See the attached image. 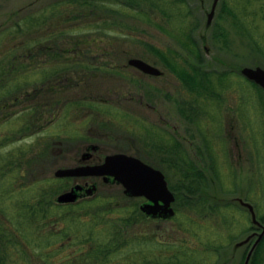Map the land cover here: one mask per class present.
I'll return each mask as SVG.
<instances>
[{"label":"rangeland","instance_id":"rangeland-1","mask_svg":"<svg viewBox=\"0 0 264 264\" xmlns=\"http://www.w3.org/2000/svg\"><path fill=\"white\" fill-rule=\"evenodd\" d=\"M107 1V4L110 3L107 6L110 7L109 11L101 10L98 6L92 9L78 7L66 3V0H0V51L4 49L5 54H10L5 60L9 62L12 49L17 46L16 40L21 41L18 45H25V40H28L31 52L36 57L27 61L30 64L28 73L24 75L23 71L17 72L15 81L31 90L41 88L39 94L36 93L29 101L33 100V103L38 104L47 102L41 109L44 121L39 127L32 124L33 116L20 114H14L8 124L3 122L0 125V177H5L6 180L3 184L0 181V198L4 200L1 194L13 190L10 197L13 204L7 205L11 201L7 198L6 201L9 202L5 203L7 206L2 205V209L6 213L9 228L16 230L14 233L17 235L16 238L11 235L12 238L7 244L8 255L15 260V264H163L161 260L167 256L159 249L164 242L158 246L154 238L152 241L146 238V231L153 232L156 229L158 232V229H162L160 238L157 235L158 239H167L168 235L163 232V228L174 231V215L172 219L169 216L163 217V221L143 213L140 206L145 199L124 195L122 186L112 179L104 182L100 176L54 175L57 168L95 164L101 162L105 155L125 153L160 169L174 197L180 196L181 206L184 198H190L185 189L187 184L183 175L191 165L200 168L207 177L205 183L198 185L203 198H222L235 206L241 204L249 217H252L253 228L244 236L233 239L216 258V264H239L243 251L248 253L263 225L255 218L253 202L243 201L248 189L258 188L256 177L259 154L254 139L258 132L256 128H252L251 115L250 118L247 115L245 117L246 128L241 123L239 125L238 119L235 122V115L232 113L224 114L219 103L211 102L204 105L203 110L198 105L202 112L196 118L197 122L188 121L186 115L180 114L177 106V101L187 96L184 88L161 63L155 58L151 61L156 62H150L161 70V75L144 73L134 66L126 65L129 58H139L133 56L134 54L141 55L145 51L140 43L129 39L128 34L145 38L164 51L170 45L171 49L182 56H185L184 49L157 29L135 23L126 9L117 4L119 0ZM187 1L196 17L197 29L194 31V38L201 49L203 71L242 76L239 70L244 66L264 68L261 64L264 63V57L254 51L236 30L230 29L227 40L221 36H212L216 24L228 27V22L231 25L227 19L217 21V10L210 24H207L212 0ZM51 6L52 9L60 7L58 11H51ZM59 11H67L64 17L70 28V32L62 35V38L67 35L80 38L83 34H91L97 36V40L95 45L86 47L79 42L80 52L74 53L69 61L39 64L41 54L37 47L45 42V36L50 33L47 26L42 27L41 24L46 21L43 24L46 25L48 21L58 17ZM247 11L255 13L259 25L258 33H263L264 0H251ZM81 12L86 13L88 18H78L82 17ZM99 17L105 22L98 23ZM12 25H15L14 29ZM98 26H103V29ZM107 27L109 30H106ZM42 29L45 31H40ZM143 30L145 32L140 33ZM55 35L59 36L60 33ZM53 40H57L55 36ZM103 43L106 46L99 50ZM186 58L192 60L190 56ZM257 61L261 63L258 64ZM109 63L127 66L126 78L116 76L108 70L110 66L106 70L104 65ZM14 64L17 67V63ZM3 66L6 65H0V68ZM86 77L87 81L83 84L82 80ZM64 79L68 81L66 88L56 90L54 84L62 83L61 80ZM231 83L236 81L225 80L223 85L227 87ZM50 89L53 93H46ZM260 90L264 91L262 88ZM82 92L87 96H82ZM225 95L227 101L234 105L235 97L229 91ZM255 102L253 101V105ZM21 107L20 105L18 108ZM91 146L96 149L92 151ZM168 148H173L174 151ZM39 149L48 152L43 157H38L36 153ZM84 154L88 155L85 157ZM180 157L187 163H183ZM34 158L39 159L40 163L35 164ZM213 162L221 173L219 179L211 171ZM75 184L82 186L77 192V198L68 203L56 201L59 193L69 190ZM92 185L95 188L90 193L87 192ZM46 187H53L52 191H56L53 196L55 205L66 206L58 207L57 210L53 208V215L45 219L39 220L28 213L21 215L26 220L15 223L16 204L19 205L24 197L37 193L36 188L38 190ZM227 187L228 189H224ZM14 189L18 192L17 197ZM26 189L32 192L27 194ZM261 199H264V194ZM106 203L115 208L108 212ZM180 205L176 198L171 203L173 210L179 208L181 213L186 207L182 209ZM132 208L133 213L130 212ZM259 208L262 210L263 205H259ZM117 211L120 213L116 214ZM16 213L20 215L21 211ZM237 215L240 219L241 213L237 212ZM131 217L136 223L135 226L125 230L127 237L124 242L111 248L112 233L109 229L112 219L121 224ZM207 230L208 233L204 236L209 239V234L213 231L210 226ZM134 231L143 233L145 237H137L136 242L131 241L136 233ZM32 233H36L33 240ZM122 234L124 235V230ZM183 235H188L187 229L182 231L181 236ZM148 236L151 237V234ZM177 238L180 236L177 235ZM35 239L38 240L34 241ZM183 240L191 245L195 244L188 237ZM98 244L103 245L100 251ZM136 252H140V259L132 258Z\"/></svg>","mask_w":264,"mask_h":264},{"label":"trees","instance_id":"trees-1","mask_svg":"<svg viewBox=\"0 0 264 264\" xmlns=\"http://www.w3.org/2000/svg\"><path fill=\"white\" fill-rule=\"evenodd\" d=\"M105 1L107 0H66V3L74 4L82 8L90 7V9H92L94 6H98L101 10L109 11L110 7L107 6L110 3L107 4L108 1ZM98 2H102V4H97ZM117 4L126 9L127 14L131 15V18L135 23L144 25L148 28L157 29L162 34L175 40L176 43L184 49L185 56H182L178 54L173 48L171 49L170 45L166 46V50L164 51L162 50L163 48L151 41L146 40L145 38H141L138 35H127L129 39L140 43V45L145 49L141 55L134 54L133 56H138L139 58L148 62L158 61L161 63V66L167 70V72L172 73L181 82L184 88L183 90L185 91V95L187 96H184L183 99H179L177 101V106L180 114L182 116L186 115L189 119L188 121L192 123L197 122L196 118L202 112L198 105L203 110V106L210 104L211 102L216 104L219 103L220 106L223 107L224 114L229 115V113H232L235 115V122H237L238 119L239 125L241 123L243 127L246 128L247 124L245 122V117L247 115V117L250 118L249 115H251L253 120L252 128H256L258 132V136L254 138L257 142L256 147L258 151L257 153L259 154V158L257 157L258 175L256 177L258 188L248 189L244 195L243 201L249 200L253 202L254 205L252 206L254 208L255 218L257 222L264 224V199H261L264 194V91L260 90L256 84L242 76H235L234 74L229 75L224 72H205L202 70L203 66L201 49L194 38V31L197 29L196 17L193 15V9L190 7L187 0H119ZM250 4L251 0H219L216 7L217 16L215 15V17L217 18V21L227 19L231 22V25H229L227 21L228 27H224L223 25L220 27V25L216 24L212 36H221L227 40L230 29H234L237 31V33H239V35L245 38L254 51L258 52L264 57V32L258 33L259 25L255 19V13L251 14L252 12L247 11V8ZM59 7L60 6H57L55 9H52L53 6H51V11H58ZM64 14H67V11H59L58 17L54 18L50 22L48 21L46 25H43L46 21L42 22L41 26H47V29L50 30V33L45 36V42H42L37 47L41 54L39 57L41 58V62H39V64L44 65L49 61H69L72 59L74 53L76 54L80 52L78 49L79 42L83 43L85 45L84 47L95 45L97 36L91 34H83V36L80 38H73L69 35H67L65 38H62V35L70 32V28L66 24V17H64ZM80 14L82 17L78 18H88L86 13L81 12ZM104 22L105 21L101 20V17H99L98 23ZM25 24L27 25L28 21H26ZM14 27L15 25H12L13 29ZM98 27L103 29V26ZM106 30H109V28L107 27ZM40 31L45 30L42 29ZM143 32L145 31L143 30L140 33ZM55 33H60V35L56 36ZM53 35L57 40H53ZM0 42L2 43L1 40ZM16 43L17 46L16 48L12 49L13 54L10 56L9 62H6L5 60L10 54H5L4 49L0 51V65H6L5 67L3 66L0 68V125L3 122L7 123L10 121L14 114H20V116L24 115L26 117L33 116L34 120L32 124L39 127L44 121L41 114L42 111L39 107H31L28 103L29 97L36 95V93L38 95L41 88L38 87L35 88V90L32 88L31 90L29 87L21 85L15 81L17 72L23 71L24 75L28 73L30 64H27V61L30 58H35L36 55L31 52V46H29L28 40H25V45H18L21 43L20 40H16ZM102 46H106V44L103 43L100 46L101 48L99 47V50L102 49ZM120 55L123 56L124 54ZM124 56L126 57L128 55ZM148 56L151 58H148ZM186 56H190L193 61H189ZM152 58H155L156 61H151ZM14 63H17V67H15L16 64ZM260 63L261 62H258V64ZM258 64L256 63V65ZM261 64L264 66V63ZM104 66L106 70L110 66V69L108 70L113 72L119 78H126L127 66L120 63H114L112 65L109 63L108 65L106 64ZM85 80L87 81V77L83 78V84L85 83ZM225 80H232V82L236 81V83H231L229 86L225 87V85H223ZM61 82L62 83L58 82L57 84H54V86L57 87L56 90H61L68 84L66 79L61 80ZM227 91L231 93V96L235 97L234 105H232V103L230 104L225 98ZM41 92L45 93V91ZM46 93L52 94L53 91L51 90L50 92ZM84 94L87 96L85 92H82V96ZM253 101H256L254 105ZM39 102H41V100H39ZM20 105L22 107L18 108ZM229 105L232 106L230 107ZM169 150L174 151L173 148H170ZM46 152L48 151L39 149L37 150L36 156L43 157ZM175 152H177V150ZM182 157H180L181 160H183ZM34 160L35 164L40 163L39 159L37 160L34 158ZM182 162L187 163L186 160H183ZM211 171L214 176L219 179V175L221 173L219 169L215 167L214 162ZM19 173L21 172L19 171ZM0 178L2 179L0 180L2 184L6 182L5 177ZM206 178V175L200 168L194 165L189 166L188 170H185L183 179L185 184H187L185 189L188 192L190 198L189 200L184 198L183 204L181 206L179 204L180 196L175 197L177 204L180 205L182 209L186 207L185 209L187 211L183 210L180 213L179 208H177V210L175 209L176 212L174 218H176V221L172 222L174 231L172 229L167 231L168 228H163V232L167 233L168 238L162 241L158 239V236L160 238L162 235V229H158V232L156 229H154L153 232L150 230L146 231L148 235L151 234V237L146 234V238H148L150 241H152V238H154V240L158 242V246L161 244V242H164L159 251H162L163 255H166L167 257H164L165 259L161 260V263L171 264L172 262L173 264H216V258L222 249H225L227 245L229 246L233 239L238 238V236H244L245 233L253 228V219L252 217H249V214L245 208L240 206L241 204L239 206H235L230 201L224 200L222 198L219 200H213L211 198H203L202 195H200L202 190L198 185L205 183ZM52 189L54 190L53 187H51V189L46 187L45 189L38 190L36 188L37 193L24 197L20 202L18 201L19 205L16 204L15 206V223H20L27 219L21 218V215L29 213L30 215L32 214L33 216L38 217L40 220L45 219L49 215H53V208L57 210L58 207H65L66 205L64 204H59V206L54 204L53 201L55 199L53 196L56 191L54 192ZM224 189H228V187ZM12 191L13 190H11L10 193L1 194L4 200L0 198V251L2 252L0 255V264H15V260H13L10 255H8L7 244H9L10 238H12L11 235H13L15 238L17 237V235L14 233L16 230L9 228L5 218L6 213L2 209L3 206L13 204V200L10 198L13 195ZM14 191L15 197H17L18 192L15 189ZM25 191H27V189ZM31 192L32 191H27V194H30ZM252 193H255V195ZM7 198L11 199V201H6ZM7 202L9 203L5 205ZM106 204V210L108 212L112 208H115L109 206L108 203ZM259 205H263L262 210L259 208ZM80 209L81 207L77 210ZM17 211H21L20 215L16 213ZM130 212L133 213V208ZM237 212L241 213L240 219L237 215ZM119 213L120 211L116 212V214ZM68 215L71 216V213L68 212ZM135 215L137 216L136 213ZM172 218L173 217L170 219ZM27 221H29V224H31L29 219ZM159 221L162 222V220ZM163 221H165V219H163ZM135 224L136 223H134L133 217L121 224H118V221L112 219L110 223L111 229H109V232L112 233L110 235L111 248L115 245H119L122 241L124 242V238L127 237L125 230L128 227L135 226ZM209 226L213 232L209 234V239H207L204 234L208 233L207 227ZM185 228L187 229L188 235L181 236L182 231L186 230ZM123 230L124 235L122 234ZM129 230L128 236L130 238ZM135 232L136 231H134V233ZM34 234L36 233L31 234V240L35 238ZM177 235H179L180 238H177ZM142 236L145 237L143 233L136 232L130 240L136 242V238ZM184 237L190 238L195 244H189L187 241L183 240L185 239ZM40 239L43 240L45 238ZM36 240L38 239H35L34 241ZM130 240H126V242L131 243ZM102 246L103 245L98 246V251H100V247ZM134 248H136V245H134ZM89 252L90 251H88V253ZM246 255L247 251H243L239 264H244ZM140 257V252H136L132 255L133 259H140ZM210 259L211 261H209ZM64 264H70V262H65ZM248 264H264V234L255 246Z\"/></svg>","mask_w":264,"mask_h":264},{"label":"water","instance_id":"water-1","mask_svg":"<svg viewBox=\"0 0 264 264\" xmlns=\"http://www.w3.org/2000/svg\"><path fill=\"white\" fill-rule=\"evenodd\" d=\"M218 2L219 0H212L210 10L207 14V24H210ZM127 63L144 73L152 75L161 74V71L157 67L140 58H129ZM239 71L243 77L264 90V68L261 66H244ZM54 175L56 177L101 176L104 181L112 177V181L122 186L123 193L126 196L144 197L147 199L148 202L140 206L141 211L145 214L151 216L159 215L162 217L172 216L174 214L171 206V203L174 201V195L167 186L164 174L161 170L132 155L125 153L108 154L105 156L103 162L99 164L57 168L54 171ZM94 188L95 186L92 185L86 191L90 193ZM81 189L82 186L76 184L69 190L58 194L56 201L60 203L71 202L77 198V191ZM263 234L264 224L251 245L245 257L244 264H248L255 246Z\"/></svg>","mask_w":264,"mask_h":264},{"label":"flooded vegetation","instance_id":"flooded-vegetation-1","mask_svg":"<svg viewBox=\"0 0 264 264\" xmlns=\"http://www.w3.org/2000/svg\"><path fill=\"white\" fill-rule=\"evenodd\" d=\"M32 97V99H33V97H34V95H32V96H30L29 97V99ZM86 98V97H85ZM130 98V97H129ZM47 102H42V103H40V104H38V103H33V100L32 101H29V105L31 106V107H33V108H35V107H39L40 109H42V106H45V104H46ZM96 149V147H94L93 149H92V151H94ZM88 154H84V156L86 157ZM103 160V159H102ZM102 162V161H101ZM100 163V162H99ZM95 164H98V163H95ZM110 179H108V181H109ZM147 200H145V202H146ZM153 218V217H152ZM157 218H159V219H161V218H163V217H161V216H159V215H156V219ZM163 219H165V218H163Z\"/></svg>","mask_w":264,"mask_h":264}]
</instances>
